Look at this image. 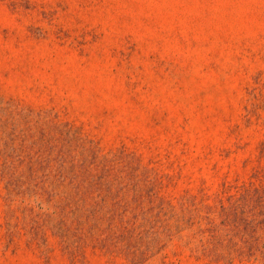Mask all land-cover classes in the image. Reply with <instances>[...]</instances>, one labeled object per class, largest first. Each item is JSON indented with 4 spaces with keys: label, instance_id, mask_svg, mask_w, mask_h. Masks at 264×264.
Returning <instances> with one entry per match:
<instances>
[{
    "label": "rangeland",
    "instance_id": "obj_1",
    "mask_svg": "<svg viewBox=\"0 0 264 264\" xmlns=\"http://www.w3.org/2000/svg\"><path fill=\"white\" fill-rule=\"evenodd\" d=\"M0 264H264V0H0Z\"/></svg>",
    "mask_w": 264,
    "mask_h": 264
}]
</instances>
